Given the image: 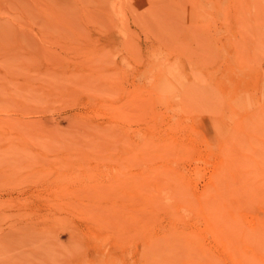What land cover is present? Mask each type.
<instances>
[{"label": "rangeland", "instance_id": "374dc122", "mask_svg": "<svg viewBox=\"0 0 264 264\" xmlns=\"http://www.w3.org/2000/svg\"><path fill=\"white\" fill-rule=\"evenodd\" d=\"M263 178L264 0H0V264H241Z\"/></svg>", "mask_w": 264, "mask_h": 264}, {"label": "bare ground", "instance_id": "6f19581e", "mask_svg": "<svg viewBox=\"0 0 264 264\" xmlns=\"http://www.w3.org/2000/svg\"><path fill=\"white\" fill-rule=\"evenodd\" d=\"M119 5H120V4H119ZM115 7L117 8V6H115ZM118 8H119V6H118ZM118 8H117V9H118ZM120 8H121V7H120ZM115 10H116V9H114V11H115ZM120 10H121V9L118 10L119 13H120ZM117 15H118V14H117ZM119 15H120V14H119ZM135 47H136V46H135ZM132 48H133V47H132ZM133 49H134V48H133ZM132 51H133V50H132ZM172 51H173V50H172ZM134 55H135V54H134ZM164 69H165V68H164ZM147 74H148V73H147ZM150 77H151V76H150ZM180 98H181V97H180ZM151 99H152V98H151ZM144 101H145V99L143 100V102H144ZM146 101H147V99H146ZM148 101H149V100H148ZM177 102H178V101H177ZM183 102H184V101H183ZM144 103H145V102H144ZM132 104H133V103H132ZM180 104H181V103H180ZM133 105H134V104H133ZM183 105H184V104H183ZM183 105H182V106H183ZM149 106H150V105H149ZM149 106H148V107H149ZM182 106H181V107H182ZM142 109H143V108H142ZM145 110H146V108H145ZM133 111H135V110H133ZM130 112H131V111H130ZM186 112H187V111H186ZM132 113H133V112H132ZM153 115H154V114H153ZM140 116H141V115H140ZM144 116H145V115H144ZM189 117H190V116H189ZM144 118H145V117H144ZM128 119H129V118H128ZM136 120H137V119H136ZM141 120H142V119H141ZM127 121H128V120H127ZM145 121H146V120H145ZM172 121H174V120H172ZM137 122H138V120H137ZM136 124H137V123H136ZM147 127H148V126H147ZM137 134H138V133H137ZM127 139H128V138H127ZM236 141L238 142V140H236ZM229 142H230V141H229ZM151 143H152V141H151ZM130 144H131V143H130ZM148 144H149V143H148ZM164 144H166V143H164ZM164 144H163V145H164ZM228 144H229V143H228ZM236 144H237V143H236ZM141 145H142V144H141ZM150 145H151V144H150ZM232 145H234V144H232ZM241 145H242V144H241ZM157 146H158V145H157ZM161 146H162V145H161ZM170 146H171V145H170ZM170 146H169V147H170ZM224 146H225V145H224ZM237 146H238V145H237ZM137 147H138V146H137ZM141 147L145 150V148H144L143 146H141ZM169 147H168V148H169ZM231 147H232V146H231ZM153 148H154V147H153ZM153 148H152V149H153ZM156 148H157V147H156ZM156 148H155V149H156ZM158 148H159V146H158ZM158 148H157V149H158ZM139 149H141V148H139ZM170 149H171V148H170ZM173 149H174V148H173ZM173 149H172V150H173ZM231 149H232V148H231ZM234 149H235V148H234ZM236 149H237V148H236ZM251 149H252V148H251ZM150 150H151V149H150ZM168 150H169V149H168ZM168 150H167V152L169 153ZM178 150H179V149H178ZM226 150H227V149H226ZM156 151H157V150H156ZM165 151H166V150H165ZM174 151H175V149H174ZM174 151H173V152H174ZM185 151H186V150H185ZM231 151H232V150H231ZM137 152H138V151H137ZM140 152H142V151H140ZM161 152H164V151H161ZM167 152H165V153H167ZM234 152H238V151H234ZM146 153H147V152H146ZM170 153H171V151H170ZM229 153H230V152H229ZM229 153H228L227 155H230ZM240 153H241V152H240ZM135 154H136V153H135ZM141 154H142V153H141ZM222 154H223V153H222ZM245 154H246V153H245ZM144 155H145V154H144ZM166 155H167V154H166ZM169 155H170V154H169ZM160 156H161V154H160L158 157L160 158ZM241 156H242V155H241ZM132 157H133V158H134V157L136 158V156H132ZM162 157H163V156H161L160 159H163V158H164V157H163V158H162ZM167 157H169V156H167ZM167 157H165V158H167ZM233 157H234V156H233ZM239 157H240V155H239ZM243 157H244V156H243ZM135 158H134V160L136 161ZM143 158H145V157H143ZM143 158H141V159H142V161L144 162L147 158H145L144 160H143ZM150 158H151V157H150ZM150 158H149V163H150V162L152 163V161H150ZM155 158H157V157H155ZM155 158H154V159H155ZM159 158H158V159H159ZM171 158H172V157H171ZM246 158H247V157H246ZM137 159H138V158H137ZM147 160H148V159H147ZM151 160H152V159H151ZM138 161H141V160L138 159ZM156 161H158V160L156 159ZM159 161H160V160H159ZM185 161H186V160H185ZM222 161H223V160H222ZM229 161H230V160H229ZM153 162H155V161H153ZM160 162H161V161H160ZM226 162H227V161H226ZM132 163H133V162H132ZM134 163H135V162H134ZM147 163H148V161H147ZM149 163H148L147 165H149ZM151 163H150V164H151ZM172 163H174V162L172 161ZM136 164H137V163H136ZM168 164H169V163H168ZM260 164H261V163H260ZM137 165H139V164H137ZM141 165H142V164H141ZM144 165H145V162H144ZM144 165H143V166H144ZM171 165H172V164H171ZM222 165H223V164H222ZM227 165H228V164H227ZM259 166H260V165H259ZM225 167H226V166L224 165V168H225ZM231 167H232V166H231ZM241 167H242V166H241ZM224 168H223V169H224ZM227 168H228V166H227ZM232 168H233V167H232ZM234 168H235V167H234ZM153 169H154V168H153ZM158 169H159V171H163V169H162V170H160V168H158ZM170 169H171V168H170ZM216 169H217V168H216ZM221 169H222V166H221ZM228 169H229V168H228ZM230 169H231V168H230ZM235 169H236V168H235ZM244 169H245V168H244ZM219 170H220V169H219ZM237 170H238V169H237ZM258 170H260V169H258ZM151 171H152V170H151ZM153 171H154V170H153ZM164 171H165L164 173L167 174L166 169H164ZM168 171H169L168 173L172 174V173L170 172L171 170H168ZM228 171L231 172L230 170H228ZM232 171H233V169H232ZM144 172H146V171H144ZM222 172H225V171L223 170ZM235 172H236V170H235ZM237 172H239V171H237ZM260 172H261V171H260ZM152 173H153V172H152ZM154 173H155V172H154ZM154 173H153V174H154ZM164 173H163V175H164ZM217 173H218V172H217ZM232 173H233V172H232ZM174 174H175V173H174ZM233 174H234V173H233ZM240 174H241V173H240ZM243 174H244V173H243ZM163 175H162V174L160 175V174L158 173V176H157V177H161V176H163ZM176 175H177V174H176ZM236 175H237V173H236ZM164 176H165V175H164ZM174 176H175V175H174ZM234 176H235V174H234ZM165 177H166V176H165ZM165 177H163V178H165ZM137 178H139V177H137ZM133 179H134V177H133ZM135 179H136V177H135ZM170 179H172V178H170ZM231 179H232V178H231ZM263 179H264V178H263ZM167 180H168V179H167ZM217 180H218V179H217ZM228 180H229V179H228ZM233 180H234V179H233ZM150 181H151V180H150ZM161 181H162V180H160V182H161ZM157 182H158V181H157ZM234 182H235V181H234ZM162 183H163V181H162L160 184H162ZM158 184H159V182H158ZM163 184H164V183H163ZM169 185H170V184H169ZM222 185H223V184H222ZM232 185H234V183H233ZM174 186H176V185H174ZM242 186H244V185H242ZM248 186H249V185H248ZM133 187H134V186H133ZM135 187H136V186H135ZM216 187H217V186H216ZM218 187H219V186H218ZM224 187H225V186H224ZM224 187H223V188H224ZM231 187H232V186H231ZM166 188L169 190L168 187H166ZM240 188H241V187H240ZM149 189H150V188H149ZM245 189H246V188H245ZM145 190H146V189H145ZM152 190H153V189H152ZM160 190H161V189H160ZM160 190H159V191L157 190V191H158V193H159L160 195H162V194L160 193ZM164 190H165V189H163V191H164ZM168 190H166V191H168ZM181 190H183V189H181ZM218 190H220V188H219ZM221 190L223 191L222 188H221ZM246 190H248V189H246ZM141 191L143 192V190H141ZM161 191H162V190H161ZM142 192H141V193H142ZM149 192H150V191H149ZM149 192H148V193H149ZM225 192H226V191H225ZM241 192H242V191H241ZM141 193H140V194H141ZM162 193H163V192H162ZM177 193H178V192H177ZM249 193H250V192H249ZM261 193H262V192H261ZM140 194H139V195H140ZM167 194H169V193L167 192L165 196H167ZM146 195H147V194H146ZM155 195H157V194H155ZM155 195H154V196H155ZM233 195H235V194H233ZM149 196H151L150 193H149ZM172 196H173V195H172ZM178 196H179V195H178ZM208 196H209V194H208ZM228 196H229V195H228ZM236 196H237V195H236ZM253 196H254V195H253ZM142 197H143V196H142ZM155 197H156V196H155ZM158 197H159V202H158L157 204L162 203V202H160V201H163V199L161 200V199H160V196H157V198L155 199V201L157 202ZM130 198H131V197H130ZM132 198L134 199V197H132ZM143 198H144V197H143ZM214 198H216V197H214ZM263 198H264V197H263ZM141 199H142V198H141ZM164 199H165V198H164ZM170 199H171V198H170ZM137 200H139V199H137ZM172 200H173V199H172ZM178 200H179V199H178ZM180 200H181V199H180ZM218 200H219V199H218ZM222 200H223V199H222ZM225 200H226V199H225ZM210 201H211V200H210ZM229 201H230V200H229ZM251 201H252V200H251ZM150 202H151V201H150ZM166 202H167V201H166ZM169 202H170V201H169ZM177 202H178V201H177ZM187 202H188V201H187ZM187 202H186V203H187ZM181 203H182V201H181ZM192 203H193V202H192ZM222 203H223V202H222ZM261 203H262V201H261ZM138 204H139V203H138ZM151 204H152V203H151ZM163 204H165V202L162 203V204H160L159 206L162 207ZM171 204H172V203H171ZM171 204H170V205H171ZM193 204H194V203H193ZM263 204H264V203H263ZM130 205H131V204H130ZM149 205H150V204H149ZM155 205H156V204H155ZM222 205H223V204H222ZM222 205H221V206H222ZM235 205H236V204H235ZM235 205H234V207H235ZM258 205H259V204H258ZM150 206H151V205H150ZM159 206H157V207H159ZM182 206H183V205H182ZM191 206H192V205H191ZM191 206H190V207H191ZM193 206H194V205H193ZM238 206H239V205H238ZM246 206H247V205H246ZM246 206H245V207H246ZM165 207H166V206H165ZM196 207H197V205H196ZM228 207H229V206H228ZM232 207H233V206H232ZM232 207H229V208H232ZM140 208H141V207H140ZM147 208H148V207H147ZM184 208H185V207H184ZM157 209H158V208H157ZM181 209H182V208H180V210H181ZM186 209H187V208H186ZM186 209H185V210H186ZM215 209H216V208H215ZM242 209H243V208H242ZM190 210H191V209H190ZM142 211H143V210H142ZM142 211H140V212H142ZM144 211H145V210H144ZM146 211H147V210H146ZM146 211H145V212H146ZM157 211H158V210H157ZM195 211H196V209H195ZM201 211H202V210H201ZM214 211H215V210H214ZM227 211H228V210H227ZM237 211H239V210H237ZM246 211H247V210H246ZM82 212H83V211H82ZM136 212H137V211H136ZM140 212H139V213H140ZM145 212H144V213H145ZM158 212H159V211H158ZM171 212H172V211H171ZM230 212H231V211H230ZM232 212H233V211H232ZM239 212H240V211H239ZM156 213H157V212H156ZM161 213H162V212H161ZM177 213H178V212H177ZM192 213H193V212H192ZM236 213H237V212H236ZM252 213H253V212H252ZM252 213H251V214H252ZM159 214H160V213H159ZM213 214H214V212H213ZM154 215H155V214H154ZM171 215H172V214H171ZM179 215H180V214H179ZM195 215H196V214H195ZM131 216H132V215H131ZM214 216H215V215H214ZM232 216H233V215H232ZM236 216H237V215H236ZM236 216L234 217L235 220H236ZM258 216H259V215H258ZM133 217H134V216H133ZM152 217H153V216H152ZM184 217H185V216H182L181 218H184ZM203 218H204V217H203ZM229 218H231V217L229 216ZM142 219H143V218H142ZM142 219H141V220H142ZM184 219H185V218H184ZM249 219H250V218H249ZM259 219H260V218H259ZM217 220H218V219H217ZM148 221H149V220H148ZM205 221H206V220H205ZM219 221H220V220H219ZM254 221H255V220H254ZM207 222H208V221H207ZM230 222H231V221H230ZM135 223H136V222H135ZM141 223H142V222H141ZM144 223H145V222H144ZM234 223H235V222H234ZM148 224H149V223H148ZM225 224H226V223H225ZM248 224H249V223H248ZM250 224H252V223H250ZM254 224H255V223H254ZM219 225H220V224H219ZM230 225H231V224H230ZM131 226L133 227V225H131ZM134 226H135V225H134ZM240 226H241V225H240ZM257 226H258L259 228H264V219H263V220H262V219H261V220H257ZM135 227H136V226H135ZM217 227H218V226H217ZM136 228H137V227H136ZM133 230H134V229H133ZM241 230H242V229H241ZM251 231H252V230H251ZM260 231H261V229H260L258 232H260ZM262 231H264V230H262ZM262 231H261V232H262ZM214 232H215V231H214ZM233 232H234V231H233ZM171 233H172V232H171ZM215 233H217V232H215ZM241 233H242V232H241ZM245 233H246V232H245ZM245 233H242V234L245 235ZM214 235H215L214 237H216V235L218 236L219 234L217 233V234H214ZM231 235H232V234H231ZM253 235H254V234H253ZM260 235H261V233H260ZM166 236L168 237V235H166ZM232 236H233V235H232ZM240 236H241V239L238 240V241H239V242H242V237L244 238V236H242V235H240ZM219 237H220V235H219ZM250 237H251V236H250ZM259 237H260V236H259ZM170 238H171V237H170ZM170 238L166 239L167 243L170 242ZM251 238H252V241H253V237H251ZM251 238H250V239H251ZM254 238H255V237H254ZM160 239H161V238H160ZM172 239H174V238H171V240H172ZM193 239H194V238H193ZM217 239H218V237H217ZM258 239H259V238H258ZM161 240H162V239H161ZM178 240H179V241H178ZM178 240H176V241H175V239L172 240V241H173L172 244H173L174 242H177L178 246H181V247H182V246L184 247V245H182V244H186L187 246L185 245V247L182 248V250L184 249V250H183V251H184V254H183V252H181L183 255H181V253H179L178 251H176V248H177V249L180 248V247H177L176 245H175V249H174L173 246H171V247L169 246L168 249H169V248H172V249L175 250V252L178 253V255L176 254V255H177V256H176L174 250L172 251V253H174L173 255H174V258H175V259H173V260H176V257H180V256H181L180 258H177V259H178L177 261L180 260V263H181V259L183 258L182 261L184 262V260L187 259L186 261H187V263H188V256L193 252V251H190L192 248H189V247H188V245H189L190 243L187 244L186 241H185V238H184V239H181L182 241L184 240L183 242H185V243H183L180 239H178ZM191 240H192V238H191ZM191 240H190V241H191ZM200 240H201V239H200ZM244 240H246V239H243V241H244ZM256 240H257V239H256ZM155 241H156V239H155ZM158 241H159V240H158ZM158 241H157V244H158ZM166 241H165V242H166ZM190 241H188V242H190ZM223 241H224V240H223ZM246 241H247V240H246ZM159 242H160V241H159ZM161 242H162V241H161ZM192 242H193V241H192ZM216 242H217V241H216ZM224 242H225V241H224ZM239 242H238V243H239ZM244 242H245V241H244ZM250 242H251V241H250ZM170 243H171V242H170ZM170 243H168V244L170 245ZM179 243H182V244H179ZM195 243H196V241H195ZM197 243H198V242H197ZM230 243H231V245L233 244V246H234V243H233V242H230ZM230 243H229V244H230ZM238 243H236V245L241 246V247H239V249H242V250H243L242 245H243L244 243H242V244H241V243L238 244ZM245 243H246V242H245ZM153 244H154V243H153ZM159 244H160V243H159ZM193 244H194V243H193ZM193 244H191V245H193ZM165 245H166V244H165ZM255 245H256V244H255ZM189 246H190V245H189ZM243 246H244V245H243ZM250 246L252 247V245H250ZM153 247H155V246L153 245ZM186 247H187V250L185 249ZM194 247H195V246H194ZM237 247H238V246H237ZM237 247H236V251H235V252H236V255H239V253H238V252H239V249H237ZM244 247H247V243H246V246H244ZM251 247H250V250H252V251H250V250H249L250 252L248 251L251 255H250V254H247L248 252H245V253H246V254H245L246 258L249 259V261H246L247 259H245L246 263L248 262L247 264H249V263H250V264H253L254 262H252V261H255V259H257V263H255V264H259V263H261V264L263 263V264H264V256H260V255H259V254L264 255V253H262L260 250H258V251H260V252L257 254V253H255L254 250H253L254 246L252 247V249H251ZM151 248H152V246H151ZM156 248H157V247H156ZM202 248H203V247H202ZM202 248H201V249H202ZM234 248H235V247H234ZM255 248H257V247H255ZM255 248H254V249H255ZM259 248H260V247L258 246L257 249H259ZM160 249L163 250V248H161V247H160ZM160 249H159V250H160ZM189 249H190V250H189ZM226 249H227V247H226ZM260 249H262V248H260ZM153 250H156V249H153ZM153 250L150 251L151 253L153 252L151 255H154V251H153ZM159 250H158V251H159ZM182 250L179 249V251H182ZM193 250H194V251L196 250V251H195L196 253H195V252H194V253L197 254V257H198V258H200V256H201L200 254H201V253H200V254L197 253L198 251H197L196 247L193 248ZM227 250L230 251V250H232V249L228 248ZM227 250H225V251H227ZM233 250H234V249H233ZM237 250H238V251H237ZM242 250H241V251H242ZM245 250H247V249H245ZM158 251H157V252H158ZM187 251H189V252L187 253ZM204 251H205L204 253H206V251H208V250H205V249H204ZM225 251H224V252H225ZM150 252H149V253L146 252L147 255L150 254ZM159 252L162 254V253L164 252V250H163L162 252H161V251H159ZM185 252H186L187 254H189V255H187V257L184 256V255L186 254ZM232 252H233V251H232ZM160 253H159V255H156V254H155L156 257L158 256L157 258H160V255H161ZM164 253H165V252H164ZM169 253H171V252H169ZM227 253H229V252L227 251ZM237 253H238V254H237ZM241 253H243V252H241ZM179 254H180V255H179ZM223 254H224V253H223ZM225 254H226V252H225ZM225 254H224V255H225ZM229 254H231V252H230ZM233 254H234V253H233ZM155 255H154V257H155ZM162 255H164V254H162ZM162 255H161V256H162ZM166 255H167V254H166ZM170 255H171V254H170ZM173 255H172V256H173ZM199 255H200V256H199ZM207 255H209V254H204V255H203L204 257L202 256V258L199 259V260L202 261V260L204 259L203 261L206 262L205 256H206V258H207ZM211 255H212V254H211ZM224 255H223V256H224ZM227 255H228V254H227ZM234 255H235V254H234ZM236 255H235V256H236ZM103 256H104V255H103ZM172 256H171V257H172ZM182 256H183V257H182ZM230 256H231V255H230ZM230 256H229V257H230ZM235 256H232L231 258L234 259ZM248 256H250V257L252 256V258H255V259H253V260L250 261V258H248ZM140 257H141V256H140ZM150 257H151V256H150ZM162 257H165V255L162 256ZM162 257H161V258H162ZM197 257H194V256L192 257V256H190L191 259H193V258L197 259ZM226 257H227V256H226ZM238 257H239V256H237L236 259H239ZM145 258H146V257H145ZM147 258H148V256H147ZM157 258H156V259H157ZM215 258H216V257H215ZM242 258H243V257L241 256V259H242ZM209 259H212V258H209ZM233 259H232V260H233ZM243 259H244V258H243ZM243 259H242V260H243ZM150 260H152V259H150ZM157 260H158V259H157ZM170 260H172V258H170ZM173 260L170 261V262H173V263L176 264V261H173ZM226 260H228V259L226 258ZM242 260H241V261H242ZM152 261H153V260H152ZM168 261H169V259H168ZM196 261L198 262V259H197ZM201 261H199V262H200V263L207 264V263H205V262H201ZM208 261H209V260H208ZM216 261H217V260H216ZM216 261L214 262V264H217ZM221 261H222V260H221ZM229 261H230V260H229ZM234 261H236V260H233V262H234ZM238 261L240 262V260H238ZM245 261L243 260L242 263L244 262V264H245ZM144 262H145V261H144ZM150 262H151V261H150ZM150 262H149V263H150ZM218 262H219V261H218ZM222 262H223V261H222ZM230 262H231V261H230ZM152 263H153V262H152ZM161 263H162V260H161ZM167 263L169 264V262H167ZM173 263H172V264H173ZM192 263H195V262L193 261ZM200 263H198V264H200ZM209 263H210V261H209ZM211 263H212V261H211ZM223 263H224V262H223ZM240 263H241V262H240ZM242 263H241V264H242ZM144 264H145V263H144ZM150 264H151V263H150ZM185 264H186V263H185ZM188 264H190V262H189ZM196 264H197V263H196ZM219 264H221V263H219ZM237 264H239V263H237Z\"/></svg>", "mask_w": 264, "mask_h": 264}]
</instances>
